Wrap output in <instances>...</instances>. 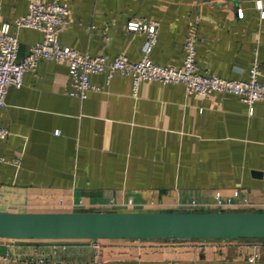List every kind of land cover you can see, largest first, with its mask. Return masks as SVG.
<instances>
[{"label":"crops","instance_id":"obj_1","mask_svg":"<svg viewBox=\"0 0 264 264\" xmlns=\"http://www.w3.org/2000/svg\"><path fill=\"white\" fill-rule=\"evenodd\" d=\"M65 6L58 41L80 52L138 60L144 33L130 19L157 22L148 57L179 66L191 36L198 70L244 79L255 60L264 72V16L256 0H34ZM264 3V0H260ZM26 0H0V24L26 11ZM240 11V15L238 14ZM10 31L17 58L41 38ZM98 86L70 96L67 64L39 59L0 106V210L176 211L190 200L212 208L264 210V101L251 108L225 92L186 94L179 83L89 74ZM54 130L58 132L53 133ZM236 194V196H233ZM213 209V208H212ZM54 239L0 237V264L37 252L50 264H264L260 239ZM8 251L11 258L2 261ZM254 255L253 261L249 256ZM43 264V263H41Z\"/></svg>","mask_w":264,"mask_h":264},{"label":"built area","instance_id":"obj_2","mask_svg":"<svg viewBox=\"0 0 264 264\" xmlns=\"http://www.w3.org/2000/svg\"><path fill=\"white\" fill-rule=\"evenodd\" d=\"M26 11L13 18L10 22L0 24V106L5 105L6 87L13 85L20 86L22 75L25 71H33L39 59H53L64 61L67 64V75L70 88L67 91L70 96L80 99L85 97L87 91L97 90L98 86L89 81V74L103 73L106 82L113 73L126 75L131 80L132 92H135L136 85L142 80H151L159 83H179L183 86L186 94L195 93L198 95L209 92H225L236 95L242 102L251 108L256 100L264 101V72L254 60L247 70L244 79L223 78L216 74H206L198 70L194 60L195 49L191 36L184 41V53L179 66L162 65L154 63L148 54L156 41L157 22L141 18L130 19L126 22V28L131 31L144 33L143 52L138 60H129L123 54H117L112 58L103 55H90L80 52L58 41V33L63 24L65 6L55 2H37L26 0ZM256 8L260 16H264V3L256 0ZM240 15V11L238 13ZM14 28H31L41 33V38L28 47L27 52L21 58H17L18 41L15 34L10 31ZM58 131L54 130L56 134ZM8 134L7 128L0 126V139ZM0 161L3 158L0 156ZM233 196H236L234 194ZM245 203L243 199L239 204L232 203L231 197L223 200L218 193H215L212 202L213 209L227 210L232 204L235 207ZM183 209H202L195 200H190ZM58 240V247L65 248L66 240ZM10 253L5 251L2 261L10 259ZM254 255L248 260L253 261ZM26 263L50 264L51 260L37 252L24 255Z\"/></svg>","mask_w":264,"mask_h":264},{"label":"water","instance_id":"obj_3","mask_svg":"<svg viewBox=\"0 0 264 264\" xmlns=\"http://www.w3.org/2000/svg\"><path fill=\"white\" fill-rule=\"evenodd\" d=\"M0 237L11 239H260L264 210H0Z\"/></svg>","mask_w":264,"mask_h":264}]
</instances>
